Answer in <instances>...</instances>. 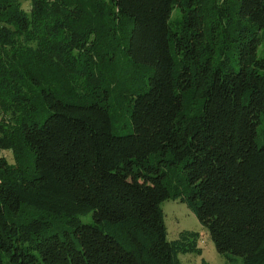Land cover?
Masks as SVG:
<instances>
[{
    "label": "trees",
    "instance_id": "16d2710c",
    "mask_svg": "<svg viewBox=\"0 0 264 264\" xmlns=\"http://www.w3.org/2000/svg\"><path fill=\"white\" fill-rule=\"evenodd\" d=\"M263 122L264 0H0V264H264Z\"/></svg>",
    "mask_w": 264,
    "mask_h": 264
},
{
    "label": "rangeland",
    "instance_id": "374dc122",
    "mask_svg": "<svg viewBox=\"0 0 264 264\" xmlns=\"http://www.w3.org/2000/svg\"><path fill=\"white\" fill-rule=\"evenodd\" d=\"M177 17L176 11L173 12L171 19L175 20ZM117 129V127H115ZM264 128V122L259 126V135ZM124 131V129H117ZM259 142V140H258ZM0 157L6 158L9 162H13L12 155L9 151L0 150ZM163 211L164 223L167 230V238L173 240L178 238L182 231H193L199 233L198 247L202 250L201 255L197 254H180L179 260L181 264H202L205 261L207 264H241L240 258H233L228 262L226 258L217 253L213 242L211 241L207 231L195 218V216L187 209V207L179 202L166 200L161 204ZM83 223L91 224L92 215L87 214L80 217Z\"/></svg>",
    "mask_w": 264,
    "mask_h": 264
}]
</instances>
